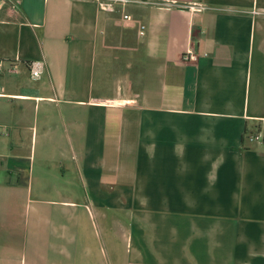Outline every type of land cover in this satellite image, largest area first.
I'll use <instances>...</instances> for the list:
<instances>
[{"label": "crops", "instance_id": "obj_1", "mask_svg": "<svg viewBox=\"0 0 264 264\" xmlns=\"http://www.w3.org/2000/svg\"><path fill=\"white\" fill-rule=\"evenodd\" d=\"M0 63V264H264V0H0Z\"/></svg>", "mask_w": 264, "mask_h": 264}, {"label": "built area", "instance_id": "obj_2", "mask_svg": "<svg viewBox=\"0 0 264 264\" xmlns=\"http://www.w3.org/2000/svg\"><path fill=\"white\" fill-rule=\"evenodd\" d=\"M97 3L98 7L102 11L107 12H115L121 7H125L127 5H130L132 3L138 2V0H93ZM189 8L195 11V13H202L205 10V6L202 3H196L189 5ZM124 18L129 20L131 19V16L129 14H124ZM146 31V26L141 24L139 29L140 36H144ZM198 55L193 50L192 47L188 48L187 51L184 54L185 60H197ZM2 64L0 63V71H1ZM29 71L31 74V77L33 79H38L41 77L44 71V64L41 61H35L29 63ZM245 138L250 141H263V136L261 134H245Z\"/></svg>", "mask_w": 264, "mask_h": 264}]
</instances>
